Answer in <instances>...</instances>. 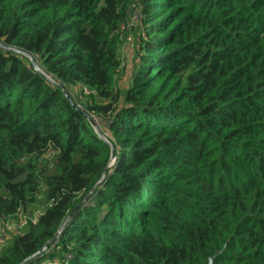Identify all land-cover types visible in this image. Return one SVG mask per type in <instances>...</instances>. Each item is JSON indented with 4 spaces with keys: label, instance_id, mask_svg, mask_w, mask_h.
<instances>
[{
    "label": "trees",
    "instance_id": "trees-1",
    "mask_svg": "<svg viewBox=\"0 0 264 264\" xmlns=\"http://www.w3.org/2000/svg\"><path fill=\"white\" fill-rule=\"evenodd\" d=\"M39 196L0 264H264V0H0V221Z\"/></svg>",
    "mask_w": 264,
    "mask_h": 264
},
{
    "label": "rangeland",
    "instance_id": "rangeland-1",
    "mask_svg": "<svg viewBox=\"0 0 264 264\" xmlns=\"http://www.w3.org/2000/svg\"><path fill=\"white\" fill-rule=\"evenodd\" d=\"M132 8V7H131ZM130 8V9H131ZM137 7L133 6L130 15H128V22L127 24H129L130 26L127 27L126 25H123L121 27V40H122V53L123 56L127 57L128 55V51L130 50H134L136 45H135V40H136V32L137 29L140 27V20L137 17H134L137 13ZM130 16V17H129ZM127 60V61H126ZM124 58V64L122 66L121 69V74H123L124 72V76L126 75V71L127 70H131V64H129L128 66V59ZM126 69V70H125ZM120 74V76H121ZM121 80V78L119 79ZM123 84H125V80H123ZM80 100L82 98V96L79 97ZM78 98V99H79ZM85 100L83 101H77L74 102L78 105H82L84 103ZM92 123H90V125L93 127V129L102 137H105L106 141L110 144V141L108 140L107 136H109V132H108V125L106 124L105 120L102 118H98L96 116L91 117ZM38 169H42L45 168V163L43 162V160H35ZM44 197L43 196H39L37 198L36 203L28 208V211L31 213H38V212H42V210L44 209ZM15 228V227H14ZM23 228H15V231L20 232ZM14 237V233L13 232H8V230H4V229H0V252L2 251L3 248H5L10 241L12 240V238Z\"/></svg>",
    "mask_w": 264,
    "mask_h": 264
},
{
    "label": "built area",
    "instance_id": "built-area-1",
    "mask_svg": "<svg viewBox=\"0 0 264 264\" xmlns=\"http://www.w3.org/2000/svg\"><path fill=\"white\" fill-rule=\"evenodd\" d=\"M134 17L138 18V12L136 13V15ZM126 26L129 27L130 25L127 24ZM79 95L80 96L81 95L89 96V95H91V92H90L89 89L81 87L80 91H79ZM43 213H44V211L38 212V213H31L29 211L27 213V212H24V211H19V213L16 215L15 219H11V220H9L7 222L0 221V229H4V230L7 229L8 232L11 231L13 233H17V231H15V228H17V227L24 228L28 224L29 221H32L33 223L37 222L39 217L42 216ZM55 243L56 242H54L51 245L50 248L44 249V252L45 253H50V251L55 248V246H54Z\"/></svg>",
    "mask_w": 264,
    "mask_h": 264
},
{
    "label": "water",
    "instance_id": "water-1",
    "mask_svg": "<svg viewBox=\"0 0 264 264\" xmlns=\"http://www.w3.org/2000/svg\"><path fill=\"white\" fill-rule=\"evenodd\" d=\"M18 53H20V52H18ZM26 56L29 58V60H30L31 63L33 64L34 70L37 71V72H40V73H41V70H40L39 66L34 62L33 58L30 57V56H28V55H26ZM46 78H47L49 81H52L51 78H48V77H46ZM61 89H62V92H63V94L65 95L66 99H67V100L73 105V107L79 112V114L83 115V116L89 121V123H92L91 117H89L86 113H84L80 108H78V107L74 104V102H73L71 96H70L69 93L64 89V87H61ZM99 136H100V138H102L106 143H108V142L105 140L104 137H102L101 135H99ZM115 160H116V154L114 153V148H112V156H111V162H112V165L114 164ZM112 165H111V166H112ZM105 174H106V173H105ZM105 174H104V176H105ZM76 209H78V207H77ZM70 217H71V216H70ZM64 225H65V224H64ZM64 225H63L62 229L64 228ZM62 229L58 232L57 236H56L52 241H50V242L46 245L45 249H48V248H49L54 242H56V241L58 240V238H59L60 235H61ZM224 251H225V248H224L221 252L217 253L213 258H211L210 261H209V264H213L214 261H215V259H216L218 256H220ZM42 252L44 253V250H43ZM42 252H41V253H42Z\"/></svg>",
    "mask_w": 264,
    "mask_h": 264
}]
</instances>
